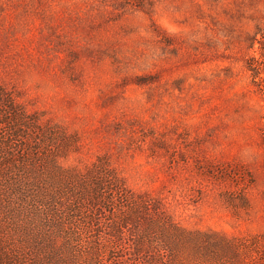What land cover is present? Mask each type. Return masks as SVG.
<instances>
[{
    "label": "rangeland",
    "instance_id": "rangeland-1",
    "mask_svg": "<svg viewBox=\"0 0 264 264\" xmlns=\"http://www.w3.org/2000/svg\"><path fill=\"white\" fill-rule=\"evenodd\" d=\"M251 57L264 61V0H0V86L13 96L11 109L0 98V264L36 242L29 210L63 229L42 264H107L103 231L99 256L84 247L109 223L161 242L146 200L186 230L261 235Z\"/></svg>",
    "mask_w": 264,
    "mask_h": 264
},
{
    "label": "trees",
    "instance_id": "trees-1",
    "mask_svg": "<svg viewBox=\"0 0 264 264\" xmlns=\"http://www.w3.org/2000/svg\"><path fill=\"white\" fill-rule=\"evenodd\" d=\"M248 63L253 78L258 77V84L264 89V84H262L263 78L260 76L264 66L263 58L251 57ZM0 98L4 102L9 103L10 109L12 108L13 96L1 86ZM51 128L54 129L55 126L52 125ZM5 149H11V147L3 140V136L0 133V161H3L2 158L7 153ZM3 164H5L4 161ZM94 165L99 167L100 171L106 176L110 175L107 170L102 169L101 165L105 164L101 163V165H96L95 163ZM21 167L22 165L13 166L14 170L16 168L18 172H21V170L25 171L21 169ZM18 174L20 175L21 173ZM15 179L19 187L21 185L25 186L23 191L28 194L29 188H26L28 186L26 184L27 182H25V178L23 177V179H20L19 177ZM117 182L118 179L114 178L113 184L118 185ZM94 185L95 182L93 186ZM95 186H97V182ZM79 191L81 197L77 198L75 195L74 197H69V207L75 205L80 198L81 200L87 197L89 199V197H92L91 194L94 195V188L92 190L91 187L89 190L91 196L83 190ZM75 199H77V201H75ZM47 200L51 201V198ZM55 201H61V199ZM96 201L97 198H92V202L89 203L95 205ZM23 202H25V199ZM37 202H39L40 206L43 205L41 200ZM145 205L147 210V221L150 225L160 230L161 242H139L135 238L134 231L131 229H124L126 228L125 224L115 225L109 223L100 229L95 228L94 231L88 230L91 233L96 231L97 234L103 231L106 235L109 248L108 246H104V249L108 250V254L110 255V258L106 261L107 264H264V232L261 235L252 236L249 242H244L242 237H227L217 233L190 231L172 223L165 211L161 209L162 207H155L150 200H146ZM70 210L75 211V208L73 207ZM34 213L35 212L31 210L27 212V214L30 215L29 219L36 222L33 227L37 226L39 223L41 224L38 230L40 234L36 242H30L21 247L18 252H15V261L17 264H42L41 257L44 255L47 256L49 253V251H47L48 245L45 242L50 235H53L54 229L63 232V229H59L57 224L47 219V214H45L44 211L43 213L45 215L43 213H41L42 215ZM90 221L91 220H89V222ZM125 230L129 232L128 236L125 235ZM70 233L73 237V232ZM97 234L89 239L87 245L84 247V251L97 250L99 256L101 253V246ZM183 247L187 248L185 252L190 254H183V251H180ZM98 262H101V258L98 259ZM3 264H13V262L10 258H4Z\"/></svg>",
    "mask_w": 264,
    "mask_h": 264
}]
</instances>
